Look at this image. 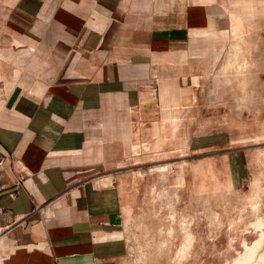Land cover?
Wrapping results in <instances>:
<instances>
[{"label": "crops", "instance_id": "crops-1", "mask_svg": "<svg viewBox=\"0 0 264 264\" xmlns=\"http://www.w3.org/2000/svg\"><path fill=\"white\" fill-rule=\"evenodd\" d=\"M239 3L0 0V264H119L135 173L196 146Z\"/></svg>", "mask_w": 264, "mask_h": 264}, {"label": "rangeland", "instance_id": "rangeland-1", "mask_svg": "<svg viewBox=\"0 0 264 264\" xmlns=\"http://www.w3.org/2000/svg\"><path fill=\"white\" fill-rule=\"evenodd\" d=\"M237 7L241 24L199 86L196 146L135 173L148 175L119 264L264 262V0Z\"/></svg>", "mask_w": 264, "mask_h": 264}, {"label": "bare ground", "instance_id": "bare-ground-1", "mask_svg": "<svg viewBox=\"0 0 264 264\" xmlns=\"http://www.w3.org/2000/svg\"><path fill=\"white\" fill-rule=\"evenodd\" d=\"M235 18H239V17H235ZM235 18L232 19V26H231V33L234 34L238 27L240 26L241 22L238 20H234ZM157 170H165L166 168H168V166L162 167V166H158L155 167ZM262 259L259 261L260 263H256V264H264V262H261ZM248 262V261H247ZM238 264V263H237Z\"/></svg>", "mask_w": 264, "mask_h": 264}, {"label": "built area", "instance_id": "built-area-1", "mask_svg": "<svg viewBox=\"0 0 264 264\" xmlns=\"http://www.w3.org/2000/svg\"><path fill=\"white\" fill-rule=\"evenodd\" d=\"M0 214H2V210H0Z\"/></svg>", "mask_w": 264, "mask_h": 264}]
</instances>
